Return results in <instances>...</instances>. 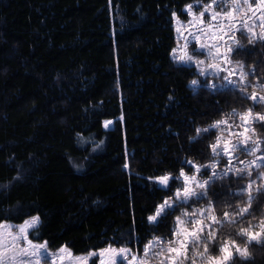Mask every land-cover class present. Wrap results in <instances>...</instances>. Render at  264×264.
I'll return each instance as SVG.
<instances>
[{
    "label": "trees",
    "instance_id": "16d2710c",
    "mask_svg": "<svg viewBox=\"0 0 264 264\" xmlns=\"http://www.w3.org/2000/svg\"><path fill=\"white\" fill-rule=\"evenodd\" d=\"M209 1L0 0V224L39 216L30 238L75 254L171 238L181 212L158 225L147 220L170 196L149 178L188 171L186 159L208 163L219 133L196 129L252 107L239 92L205 88L196 67L173 56L174 15ZM240 45L234 59L264 77V42L247 35ZM247 182L217 181L214 190L225 194L210 196L217 214L244 205L246 195L228 193ZM252 209L239 225L221 229V242L244 244L238 227L264 218V203ZM249 252L247 264H264V246Z\"/></svg>",
    "mask_w": 264,
    "mask_h": 264
},
{
    "label": "snow or ice",
    "instance_id": "6c2138e0",
    "mask_svg": "<svg viewBox=\"0 0 264 264\" xmlns=\"http://www.w3.org/2000/svg\"><path fill=\"white\" fill-rule=\"evenodd\" d=\"M247 6L246 11L241 8L240 0H231L230 8L216 11L220 5L217 0H212L207 5H201L202 10L193 12V5L186 6V11L191 14L190 24L196 28V32L190 33L199 44V49L193 47L192 54H185L179 57L184 64H195L198 74L205 78L203 86L213 93L219 91L239 92L240 95L252 102V107L238 113L233 110L229 118L219 119L209 127L200 129L209 133L215 129L217 133L214 143L208 145L211 159L208 163L197 164L192 160H185L183 163L188 166L178 170V175L171 173L156 175L153 178L154 184L162 186L170 193V196L162 198L153 211L147 217L149 222L159 224L168 215L180 211L181 215L175 216L176 227L171 233L170 239L154 237L152 241L143 247V256L133 254L130 248L121 247L113 249L109 246L100 249L99 252L91 250L87 256L76 257L71 264H88L90 257L100 258L99 264H117V257H123L127 264H151L149 253L153 257L159 258V264H235L236 260H241L244 264L251 259L250 246H264V218L259 221L258 226L238 227L236 235L244 241L228 239L220 241V231L226 224L239 225L246 215L252 214L254 202L264 203V155H257L262 151L264 139L256 133L255 125L264 129V111H254L260 105H264V77L260 76L259 69L252 65L247 70L241 61L234 59V56L243 51V46L239 44L236 33L246 30L249 34L250 42L260 40L264 42V0H256L253 6L249 0H243ZM247 12L251 15L248 16ZM237 13L241 19L237 22ZM259 13V16H257ZM210 14V19L206 23L204 17ZM259 20L260 31H255ZM251 21V24H249ZM198 33V34H197ZM204 37L205 41H201ZM188 41H185V50ZM200 55H206L205 60L196 59ZM249 77L253 79L250 80ZM211 78L224 81L217 84ZM192 85H198L197 80L191 81ZM248 89H252L251 92ZM259 89V92L257 91ZM238 116L239 123H230V117ZM111 122H105V127ZM251 145V147H249ZM243 146V147H242ZM242 150L255 157L250 161L239 160L235 153ZM226 157L224 167L220 168V158ZM243 165L238 167L237 165ZM256 176L253 179V172ZM206 177V178H205ZM14 179H19L16 177ZM245 180L247 184L241 186V190L235 193H228L233 196H247L243 206H236L232 211L216 213V201L210 199L215 197L218 201L223 192L214 190L217 181ZM170 181H179L180 186L175 184L170 186ZM3 187V185H0ZM221 187L225 185L221 184ZM230 187V185H228ZM174 188V191H173ZM202 200H208L207 207L194 208L192 205ZM192 207V211L183 210ZM184 217L182 219L181 217ZM41 223L39 216H33L25 220L24 224L17 227L14 233L13 226L0 225V264H41L44 259H51V264H64L66 259H71L73 254L62 246L58 251L59 257L51 258L47 252V242L34 243L29 238V232L38 229ZM160 251H154L155 248ZM191 252V256L189 253ZM131 257L130 259H128Z\"/></svg>",
    "mask_w": 264,
    "mask_h": 264
},
{
    "label": "rangeland",
    "instance_id": "374dc122",
    "mask_svg": "<svg viewBox=\"0 0 264 264\" xmlns=\"http://www.w3.org/2000/svg\"><path fill=\"white\" fill-rule=\"evenodd\" d=\"M211 2H212V0L209 1V2H206V3H203V2L191 3L193 5V12H196L198 14V12L200 10H202L201 5H207V4L211 3ZM249 2L252 3L253 6L256 5V0H249ZM217 3L220 6L216 8V11L226 10V9L230 8V6H231V0H217ZM240 4H241V8H243L246 11L247 6L243 3V0H240ZM186 6L183 9V11H184L183 15L178 14V13H176L174 15L175 35H176V38H177V44H176V46H175V48L173 50V56L181 64H184V63L179 60V57L181 55L185 54V51L188 54H192L194 46H195V48L199 49V44L197 43V41H195L193 39L192 35L190 34L192 32H196V28L193 27L190 24V22L192 20V16H191V14H189L186 11ZM247 15L250 16L251 13L247 12ZM257 16H259V13H257ZM241 18H242L241 15L239 13H237V22H239ZM209 19H210V14H206L205 17H204L205 22L207 23L209 21ZM249 24H251V21H249ZM256 24H257V27H256L255 31L259 32L260 31V29L258 27L259 20L256 21ZM247 35L249 36V34L246 32V30H241L240 32L236 33V38L239 41V44H241L242 38L243 37L246 38ZM185 41H188V45H187V49L186 50H185ZM201 41L209 42V41H205L204 37H201ZM195 58L196 59H200V60H205L207 62L206 55H200V56L195 57ZM188 65H193V66L196 67L195 64H188ZM196 69L198 71L197 67H196ZM197 81L199 82V80H197ZM214 81H215V79H214ZM215 83H217V81H215ZM221 83H224V81L220 80L219 84H221ZM260 94H264V93H260ZM254 111H264V105H260V106L256 107L254 109ZM237 123H239V121ZM107 126H109V124ZM254 127L256 128V133L260 136V138L264 139V129H262L259 126V124L255 125ZM249 147H251V145H249ZM262 148H264V145H262ZM240 154H241V152H240ZM235 155H236V157L239 158V160H243V161H250V160L255 158V157H253V156H251V155H249L247 153H245V155H244V157H246L245 159L241 158L240 155L238 156V152H236ZM257 155H264V154H262V151H261V152L257 153ZM237 166L243 167V165H239V164ZM204 207H207V206L203 205V207H201V208H204ZM183 210L191 212L192 208L186 207ZM30 218H28V219H30ZM181 218L184 219L183 216ZM24 222H22V223L3 222L0 225L13 226L11 228V231L15 233L17 231V227L23 225ZM0 230H2V229H0ZM29 238H30V232H29ZM34 243H43V242H35L34 241ZM108 247L109 246H107L106 248H108ZM46 248H47V252L49 254H51V258L52 259H56L57 257H59L60 252L58 250L61 249V247L58 248V249H51L48 246V244H47ZM106 248H103V249H106ZM111 248L119 249L121 247L111 246ZM67 249L73 254V256H72L71 259H66L64 261V264H71V261L74 260L76 257L87 256L89 254V253H87V254H75V253H73V251L70 248L67 247ZM130 249L132 250L133 254H139V255L143 256V248L142 249L136 248V250H133L132 248H130ZM154 251H160V249L156 250V248H155ZM97 252H99V251H97ZM130 258L131 257H129L128 259H130ZM149 259L151 260V264H159V258L153 257L151 252L149 253ZM93 260H95V262H93ZM99 260H100V258H98L97 256H92V257H90L88 264H99ZM41 264H51V259H44V260H42ZM57 264H59L58 260H57ZM117 264H127V261H125L123 257H119L118 256L117 257Z\"/></svg>",
    "mask_w": 264,
    "mask_h": 264
}]
</instances>
